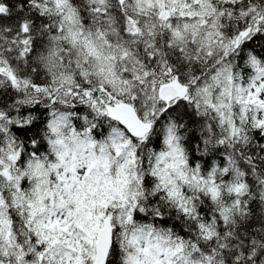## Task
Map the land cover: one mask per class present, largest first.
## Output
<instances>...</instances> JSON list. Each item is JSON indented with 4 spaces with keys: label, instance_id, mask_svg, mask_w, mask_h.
Returning <instances> with one entry per match:
<instances>
[{
    "label": "snow or ice",
    "instance_id": "1",
    "mask_svg": "<svg viewBox=\"0 0 264 264\" xmlns=\"http://www.w3.org/2000/svg\"><path fill=\"white\" fill-rule=\"evenodd\" d=\"M0 264H264V0H0Z\"/></svg>",
    "mask_w": 264,
    "mask_h": 264
}]
</instances>
